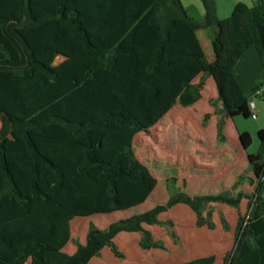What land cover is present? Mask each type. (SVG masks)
Returning a JSON list of instances; mask_svg holds the SVG:
<instances>
[{
  "label": "trees",
  "instance_id": "obj_1",
  "mask_svg": "<svg viewBox=\"0 0 264 264\" xmlns=\"http://www.w3.org/2000/svg\"><path fill=\"white\" fill-rule=\"evenodd\" d=\"M201 1L198 21L181 0H0V264H92L104 248L123 260L115 242L121 233L139 234L142 251H166L146 226L178 242L174 222L159 217L186 205L198 228L215 230L213 204L238 210L234 246L222 264H264V128L258 152H247L254 177L240 175L232 186L256 184L253 193L191 196L170 177L165 203L104 229L90 222L85 243L75 239L76 251H64L75 218L127 211L150 198L158 180L133 139L176 103H197L207 78L217 88L210 104L220 142L228 119L252 117L236 67L255 48L264 71V0L240 2L224 20L214 0ZM199 31L209 35L212 61ZM58 55L67 60L53 66ZM101 75L103 88H93ZM96 89L100 100H86L98 97L89 94ZM239 138L248 151L252 135ZM219 218L229 232L226 216ZM215 262L210 255L177 264Z\"/></svg>",
  "mask_w": 264,
  "mask_h": 264
},
{
  "label": "rangeland",
  "instance_id": "obj_2",
  "mask_svg": "<svg viewBox=\"0 0 264 264\" xmlns=\"http://www.w3.org/2000/svg\"><path fill=\"white\" fill-rule=\"evenodd\" d=\"M181 1L193 18L203 19L204 7L201 0ZM255 1L214 0L217 16L220 20L229 18L238 3L243 2L253 6ZM205 46H207L206 42ZM248 75V77L245 76L244 86L249 91H253L257 83L264 82V71L259 63L257 65L252 64L249 67ZM252 76H258V79L255 80ZM250 99L255 100L257 104V118L253 116L255 112L252 113L251 118L243 116L233 118L227 126L226 132L229 140L226 142L217 140L216 143L210 144L203 141L202 145H196L189 140L196 137L197 131H209L213 136L216 134L217 123L209 121L204 124L203 122L204 112L208 110L206 101L197 103L195 106L197 111L194 108L182 109L175 114L173 121L166 123L165 119L149 133H139L136 137V151L138 158L143 163L148 164L151 172L158 180L155 191L147 203L145 202L136 208L112 214L75 218L71 222L72 240L65 247V252L70 254L72 247L76 248L73 244L75 239L85 243L90 222H93L98 228L104 229L115 221L141 214L153 208L156 204L165 203L170 195L166 188V180L170 177L178 178L177 187L191 196L219 194L225 191L236 195L240 190L248 194L253 193L256 184L250 185L247 182L236 190L232 189L240 175L254 177L243 148L238 143H233L235 131L249 132L252 135L253 145L247 152L256 154L260 147L257 132L259 129L264 128V95L260 98H255V95H252ZM198 110L203 113H199ZM184 130L187 131V134ZM184 179L187 181L186 186L183 185ZM211 207L215 210L214 220L217 223L215 230L198 228L195 213L186 205H178L159 217L160 220L170 219L174 222L175 231L179 237L178 242L172 240L160 226H146L153 233L156 240L165 243L166 251H142L138 246L140 236L134 233H121L116 237V244L125 254V259L115 258L110 249L105 248L102 255L93 258L91 263L177 264L202 256L215 255V264H222L226 253L234 246L238 210L222 204H213ZM246 209L247 200H243L240 211L245 213ZM220 213L226 216L231 225L229 232H225L221 228ZM81 225L82 229H79Z\"/></svg>",
  "mask_w": 264,
  "mask_h": 264
},
{
  "label": "crops",
  "instance_id": "obj_3",
  "mask_svg": "<svg viewBox=\"0 0 264 264\" xmlns=\"http://www.w3.org/2000/svg\"><path fill=\"white\" fill-rule=\"evenodd\" d=\"M191 16V15H190ZM116 17V16H115ZM192 17V16H191ZM193 18V17H192ZM195 20H198V21H201L202 20V18L201 19H196V18H194ZM198 37H199V39H200V42H201V44H202V46L204 47V49L207 51V58H208V60L209 61H212L213 60V54H212V51H211V46H210V39H209V35H208V33L207 32H205V31H199L198 32ZM205 42H206V45L207 46H205ZM67 60V58H65L64 56H61V55H58V56H56V58H55V60H54V62H53V66H59V65H61L62 63H64V61H66ZM257 63H259L260 65H261V67H262V63H261V61H260V58H259V55H258V52H257V50L255 49V48H250L247 52H246V54L243 56V58L238 62V65H237V67H236V76H237V79H238V81L240 82V84H241V86H242V88H243V90H244V93H245V95L248 97V98H250L252 95H255L256 94V90L257 89H259L258 88V84H256V86H255V88L253 89V91H249V90H247L246 88H245V86H244V83H245V76L246 77H248L249 75H248V70H249V67L252 65V64H256L257 65ZM241 70H242V72H241ZM263 70V69H262ZM253 77V76H252ZM200 78H201V74L197 77V78H195V80L193 81V83H198L199 82V80H200ZM255 80L256 79H258V76H255V77H253ZM99 81L96 83V84H92V86H93V88L94 87H99V88H103V86H101V84L99 83L100 81H102V80H105V75H101V76H99V79H98ZM254 80V81H255ZM249 81V80H248ZM262 89H263V91H262V93H261V96L260 97H263V95H264V86H262L261 87ZM101 90H99V89H96V90H91L90 92H89V94H94V95H96V96H98V97H89L88 95H85V96H87V98H86V100H100V92ZM217 96H218V93H217V88H216V84H215V81H214V79L212 78V77H209V78H207L206 79V84H205V86H204V88L202 89V91H201V99L198 101V102H203V101H206L207 102V104H208V110L206 111V112H204L205 113V115L206 114H211V118H210V122H215V123H217V118H216V116L214 115V109H213V107L212 106H210V104H209V102L211 101V100H213V99H216L217 98ZM259 97V98H260ZM255 98H258L256 95H255ZM197 102V103H198ZM251 102H254V104H255V109H254V112L256 113V111H257V104H256V102H255V100H253V99H251ZM197 103H195L194 105H192V106H190V107H182L179 103H176L174 106H173V108L162 118V120H160L153 128H155L161 121H163V120H165L166 119V123H169V122H171V121H173V118H174V116H175V114L177 113V112H179L180 110H182V109H189V108H194V110L195 111H197V109L195 108V106L197 105ZM198 112H199V110H198ZM199 113H203V112H199ZM204 115V116H205ZM204 118V117H203ZM256 118H257V113H256ZM232 119L230 118V119H228L227 121H226V125H225V128H224V133H225V137H226V141H228L229 140V138H228V135H227V132H226V130H227V126L230 124V121H231ZM208 121V122H209ZM207 122V123H208ZM0 124H1V122H0ZM209 125V124H208ZM1 126V125H0ZM153 128L151 129V130H153ZM150 130V131H151ZM207 130H208V126H207ZM184 132L187 134V131L186 130H184ZM239 133H241L240 131H235V135H234V138H235V140L233 141V143H238L239 145H240V147H242L243 148V146H242V144H241V142H240V138H239ZM207 134V135H206ZM138 135V134H137ZM137 135L134 137V139H133V143H132V146H133V149H134V152H135V154H136V156L138 157V154H137V151H136V137H137ZM206 135V136H205ZM196 137L192 140V139H189L191 142L193 141L196 145L197 144H200V145H202V143H203V141H206V142H208V143H210V144H214V143H216V141L218 140V137H217V128H216V134L213 136V135H211L210 133H209V131H197V133H196V135H195ZM225 141V142H226ZM243 152L244 153H246V155H247V151L243 148ZM157 156H159V154H157ZM248 157V156H247ZM140 160V159H139ZM141 161V160H140ZM145 165H147L148 166V164H146V163H144ZM263 189H264V187H263ZM149 200V199H148ZM147 200V201H148ZM147 201H146V203H147ZM242 204V203H241ZM241 207V206H240ZM241 212V211H240ZM246 212V211H245ZM217 224V223H216ZM110 225V224H109ZM108 225V226H109ZM107 226V227H108ZM130 234H133V233H130ZM138 236H139V234H137ZM140 238V237H139ZM115 242H116V238H115ZM69 244V243H68ZM65 249V248H64ZM105 249V248H104ZM103 249V250H104ZM109 249V248H108ZM102 250V251H103ZM65 251V250H64ZM76 251V248H74V247H72V252H70V254H73L74 252ZM111 251V250H110ZM101 255H102V252H101ZM100 255V256H101ZM202 257H205V256H202ZM198 258H200V257H198ZM195 259H197V258H195ZM192 260H194V259H192ZM190 261V260H189ZM187 262V261H186Z\"/></svg>",
  "mask_w": 264,
  "mask_h": 264
},
{
  "label": "built area",
  "instance_id": "obj_4",
  "mask_svg": "<svg viewBox=\"0 0 264 264\" xmlns=\"http://www.w3.org/2000/svg\"><path fill=\"white\" fill-rule=\"evenodd\" d=\"M263 89L260 87L259 89L256 90V96L257 97H260L261 96V93H262ZM250 109H251V112L253 113L254 112V109H255V104L254 102H250ZM253 116L256 118V113L254 114L253 113Z\"/></svg>",
  "mask_w": 264,
  "mask_h": 264
}]
</instances>
